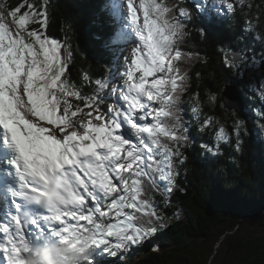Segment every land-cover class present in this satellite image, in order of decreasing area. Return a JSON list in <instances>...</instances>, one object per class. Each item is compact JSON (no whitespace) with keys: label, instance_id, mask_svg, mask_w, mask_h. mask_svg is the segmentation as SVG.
I'll list each match as a JSON object with an SVG mask.
<instances>
[{"label":"snow or ice","instance_id":"snow-or-ice-1","mask_svg":"<svg viewBox=\"0 0 264 264\" xmlns=\"http://www.w3.org/2000/svg\"><path fill=\"white\" fill-rule=\"evenodd\" d=\"M49 7L0 0V264H122L178 218L168 209L186 191L189 149L240 151L250 121L264 137V4L100 0L103 69L78 80L71 37L49 35ZM237 18L244 48H221L223 88L186 108L199 53L181 44ZM217 105L230 126L208 114Z\"/></svg>","mask_w":264,"mask_h":264},{"label":"trees","instance_id":"trees-1","mask_svg":"<svg viewBox=\"0 0 264 264\" xmlns=\"http://www.w3.org/2000/svg\"><path fill=\"white\" fill-rule=\"evenodd\" d=\"M8 2L15 5L18 0ZM256 3L264 4V0ZM99 4L100 0H50L48 32L61 40L65 32L71 37L76 52L70 65L73 80H78L81 71L97 75L103 69L105 54L99 37L104 35V29L96 18ZM258 14L264 21V12ZM193 23L196 29L200 27L199 22ZM241 23L239 18L233 19L221 28H210L208 35L189 30L183 50L199 56L194 55L188 62L192 81L184 96L186 108L194 92L206 96L223 88L230 73L223 66L221 48H244L239 39ZM235 87L240 89L242 85L237 83ZM208 114L225 126L231 125L230 110L217 105ZM249 129L240 151L225 148L222 155L206 159L199 149L188 150L189 160L180 179L186 191L175 193L174 207L168 209L169 214L179 211V216L157 237L163 243L161 249L145 251L143 259L134 264H201L205 249L212 253V246L241 214L264 210V137L251 121ZM241 224L243 228L227 238L225 250H219L217 256L221 253L228 264H264V233L257 234L258 230L264 231V214L245 216Z\"/></svg>","mask_w":264,"mask_h":264},{"label":"rangeland","instance_id":"rangeland-1","mask_svg":"<svg viewBox=\"0 0 264 264\" xmlns=\"http://www.w3.org/2000/svg\"><path fill=\"white\" fill-rule=\"evenodd\" d=\"M184 47H185V43H182L181 44L182 50L184 49ZM189 53H192V52H189ZM243 219H244V217H238L237 223L229 228L230 231L228 230V231L224 232L223 233L224 236L219 237V239L214 244V246H212V247H214V251L212 253L209 252L208 248L205 249V252L201 255V259H200L201 264H228L227 261L224 260V257L221 254L222 253L221 249L225 250V248H226L225 242L227 241L228 237H230L231 235L235 234L237 231H239L243 228L242 226L244 224H241ZM259 232L264 233V231L258 230L257 234H259ZM160 234H161V232H160ZM157 237L155 238V243L153 245L138 248L135 251L127 254L123 260V264H126V263L127 264H134V261H136L137 259L142 260L145 251H147V252L148 251H156V250H153V248H157L159 250L162 247L163 243L159 242ZM219 250H221V253L219 256H217ZM224 262H226V263H224ZM237 263H238V261L235 262L234 264H237Z\"/></svg>","mask_w":264,"mask_h":264},{"label":"water","instance_id":"water-1","mask_svg":"<svg viewBox=\"0 0 264 264\" xmlns=\"http://www.w3.org/2000/svg\"><path fill=\"white\" fill-rule=\"evenodd\" d=\"M235 89H237L236 87H235ZM264 214V213H263ZM224 235H222V237H223Z\"/></svg>","mask_w":264,"mask_h":264},{"label":"bare ground","instance_id":"bare-ground-1","mask_svg":"<svg viewBox=\"0 0 264 264\" xmlns=\"http://www.w3.org/2000/svg\"><path fill=\"white\" fill-rule=\"evenodd\" d=\"M261 214V213H260Z\"/></svg>","mask_w":264,"mask_h":264}]
</instances>
